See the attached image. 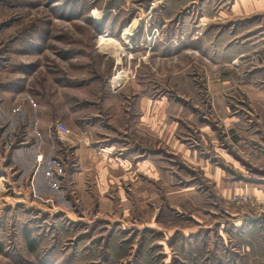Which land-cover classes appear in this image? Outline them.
Segmentation results:
<instances>
[{
	"label": "rangeland",
	"instance_id": "rangeland-1",
	"mask_svg": "<svg viewBox=\"0 0 264 264\" xmlns=\"http://www.w3.org/2000/svg\"><path fill=\"white\" fill-rule=\"evenodd\" d=\"M155 1L160 2L0 0V138L15 147L19 142L26 140L23 135L30 132L31 138H36L38 143L44 141L42 151L46 155L44 137L51 131L54 139L57 133L56 122L65 123L71 131H77L78 128L92 130L98 128L101 122L108 125L107 118L111 115H136L141 84L144 82L145 85L147 82L152 101L166 97L175 99L176 102L178 100L181 107L184 106L178 134L187 144L194 143L195 130L204 127L207 122L200 118L198 122H188L184 117L188 118L186 115L191 113V107L195 109V105L206 109V106L211 104L204 84L208 82L209 76L215 80L213 73L219 67L211 66L215 64L200 50L188 49L189 52L176 57H157L156 51L160 47L157 44L153 46L152 39L157 36L152 32L149 40L152 46H149L148 51H144L142 46L136 47L129 41V37L120 38L122 34L112 38L110 32L114 24L119 26L125 21L126 24L133 21L135 23H130L133 24L131 27L125 24V34L131 35V29L138 24L134 33L140 38L145 33L144 25H158L156 14L163 11L161 3H156L158 8L149 9ZM195 1L197 9L182 11L176 18L178 21L166 22V27H162L164 43H167L166 37L169 35H204L210 31L219 35L228 28L227 22L204 24V21H199L205 13V0ZM95 21H107L108 25L103 27L101 22ZM244 23L246 22L241 23L238 30L244 33L243 35H254L259 31L256 24L248 27L251 24ZM103 29L107 31L102 32ZM149 30L150 28H147L146 33H149ZM253 39L252 37L247 40V43H252ZM107 40L113 41L108 43ZM132 44L134 48L130 47ZM260 45L261 41L256 47ZM102 52L107 55L103 56ZM258 54H261L264 60V47L256 48L241 68L248 71L255 66L256 59L253 56ZM116 59L121 63L120 66H116ZM239 72L242 73L241 69ZM115 74L122 77L113 84ZM186 83L192 84L193 89L185 86ZM115 91L118 92L114 94L116 98H110L109 93ZM232 99L234 102L230 101V104H233V109H240L238 101L241 99ZM198 111L195 110V113ZM8 115L12 118L3 121ZM243 127L249 128V123L245 122ZM150 141L151 156L155 157L156 161L166 162L167 166L172 164L170 160L175 156L170 158V155H167H172L174 151L166 146L167 141H160L152 132ZM159 144H163L160 149ZM261 146L264 148L263 140ZM158 150L163 152L157 153ZM54 165L51 159H46L43 163L46 170L44 173H49L47 169L50 167L53 171ZM67 169H59L56 172L54 170L49 178L43 177L39 181L44 182L41 187L43 193L40 195L42 201L29 200L24 205L14 207L12 211L0 214V243L4 248L3 252H0V264H148L149 260H153V264H161L157 261L158 249L152 246L161 237L156 230L148 226L153 224L155 227L165 226L172 229V218L179 220L181 226L189 224L186 218L191 215L190 202L183 201L179 205V201L163 202L168 196L164 186H157L156 190L150 186L147 197L154 196L156 199L155 195H158V200L162 201L151 200L150 206L154 210L142 214L131 212V215L135 216L125 218L124 215L121 217L117 210L103 211L102 204L89 201L94 199L93 195L98 190L94 180L87 178L82 193L77 192L76 182L71 176L68 178V172L71 171ZM247 175L255 179L264 178V163L253 167L247 162ZM48 187L51 189L50 193L45 195ZM117 187L110 185L111 189L106 196L115 204L116 199H119ZM129 188L131 187H125ZM172 188L166 187V190ZM206 192V187L199 188L201 195H207ZM83 197L86 200L81 201L80 198ZM201 199L193 206L195 210L205 211L210 203L205 197ZM251 199L253 203L238 207L254 206L255 200L252 197ZM51 205H60L64 209L66 206L70 212L80 210L77 214L84 213V216L71 217L60 210L52 212L47 208L51 209ZM169 206H176L181 214ZM156 211L157 215L154 217Z\"/></svg>",
	"mask_w": 264,
	"mask_h": 264
},
{
	"label": "crops",
	"instance_id": "crops-1",
	"mask_svg": "<svg viewBox=\"0 0 264 264\" xmlns=\"http://www.w3.org/2000/svg\"><path fill=\"white\" fill-rule=\"evenodd\" d=\"M159 3L163 11L156 14L157 26L148 22L149 27L144 25L145 33L137 38L134 32L138 24L131 29V35L125 34L126 27L133 25L130 24L133 21H130L124 30H121L120 38L129 37V41L136 47L142 46L144 51H148L152 46L149 42L152 32L157 36L156 40L152 39L153 46L157 44L160 47L156 51L157 57H176L189 52L188 49L200 50L215 64L211 66L219 67L213 73L215 80L209 76L208 82L204 84L211 104L207 105L206 109L195 105V109L191 107V113L186 115L188 118L184 117L188 122H198L199 118L207 122L204 127L195 130V142L187 144L178 134L184 106L181 107L178 100L179 103L166 97L152 101L148 83L144 85L142 82L140 95L137 97L138 114L114 113V117L111 115L107 118L108 125L103 122L98 124L100 129L78 128L77 131L70 130L68 135L56 133L54 139L49 131L44 137L46 155L42 151L44 141L38 143L36 138H31L30 132L23 135L26 140L19 142L15 147L0 138V214L12 211L14 207L24 205L29 200H41V187L44 182L39 181L43 177L49 178L54 170L56 172L64 168L71 171L68 172V178L71 176L76 182L77 192L82 193L87 178L94 180L98 190L93 195L94 199L89 201L102 204L103 211L117 210L116 212L125 218L135 216L131 215V212L142 214L154 210L150 202H157L158 195H155L156 199L154 196L147 197L150 186L154 187L153 190H156L157 186H164L168 196L163 202L179 201V205L183 201H189L191 215L186 218L188 226H181L180 221L173 218L170 220L174 223L172 229L165 226L155 227L153 224L148 226L156 230L161 237L152 244L158 249V263L264 264V178L255 179L247 175V162L253 167L264 163V148L261 146V141H264L262 55L253 56L256 65L248 71L241 68L256 48L264 47V0H205V13L199 21H204V24L227 22L228 28L219 35H214L212 31L204 35H169L166 37L167 43L162 39L166 22L178 21L176 18L182 11L197 9V1L160 0ZM243 22L251 24L248 27L256 24L259 31L254 35H243L244 33L238 32ZM147 28H150L149 33H146ZM252 37L253 42L247 43ZM260 41L261 45L256 47ZM133 44L130 47L134 48ZM166 48L169 50H165ZM101 54L107 55L103 52ZM114 61L116 66L121 65L117 59ZM240 69L242 73L239 72ZM116 75L118 74H115L113 84L121 80L122 76ZM185 86L193 89L192 84L186 83ZM115 92L109 93L110 98L118 94ZM233 97L241 99L238 101L240 109H233V104H230V101L234 102ZM152 106L155 108L151 109ZM195 110H199L198 113H195ZM9 115L3 121L11 119L12 116ZM245 122L249 123V128L243 127ZM151 132L160 141L166 140V146L174 151L172 155H167H170V158L175 156L170 160L172 164L169 166L166 162H157L156 158L151 156ZM162 145L159 144L158 149ZM156 152L161 154L163 150ZM39 156H43L40 162ZM46 159H51L55 164L53 171L51 167L47 169L49 173H44L46 170L43 163ZM110 185L118 186L117 204L106 197L111 189ZM124 186L131 188L125 189ZM203 186L207 188V195L199 193V188ZM166 187L173 188L166 190ZM50 190L47 189L45 195H48ZM234 193L248 194L254 198L256 204L246 208L238 207L230 200ZM201 197L207 198L210 203L205 211L195 210L193 206L202 200ZM80 200L86 199L83 197ZM158 201L162 202L161 199ZM51 206V209L47 208L52 212L60 210L71 217L84 216V213L77 214L80 210L70 212L66 206L65 209L60 205ZM171 209L181 214L176 206ZM156 215L157 211L154 217ZM147 263L153 264V260Z\"/></svg>",
	"mask_w": 264,
	"mask_h": 264
},
{
	"label": "built area",
	"instance_id": "built-area-1",
	"mask_svg": "<svg viewBox=\"0 0 264 264\" xmlns=\"http://www.w3.org/2000/svg\"><path fill=\"white\" fill-rule=\"evenodd\" d=\"M157 6L156 2L151 4V9H154ZM157 33V30H155ZM55 129L58 134L68 135L70 134V129L62 122L55 123ZM43 156L38 157V161H42ZM231 202L236 206H244L249 203H253L251 197L248 194L244 193H234L230 198Z\"/></svg>",
	"mask_w": 264,
	"mask_h": 264
},
{
	"label": "trees",
	"instance_id": "trees-1",
	"mask_svg": "<svg viewBox=\"0 0 264 264\" xmlns=\"http://www.w3.org/2000/svg\"><path fill=\"white\" fill-rule=\"evenodd\" d=\"M109 7H110V6H109ZM103 20H105V19H103ZM107 24H108L107 21H101V23H100V25H102L103 27H106ZM125 24H126V21H125L124 23H121L118 27H117L116 24H114V25L111 27L112 30H110V32L112 33L113 37H119V36H120V34H121V30L124 28ZM100 25H99V26H100ZM115 29H117V30H115ZM102 32H105V29H103ZM114 33H116V34H114ZM3 250H4L3 245L0 243V252H3Z\"/></svg>",
	"mask_w": 264,
	"mask_h": 264
},
{
	"label": "bare ground",
	"instance_id": "bare-ground-1",
	"mask_svg": "<svg viewBox=\"0 0 264 264\" xmlns=\"http://www.w3.org/2000/svg\"><path fill=\"white\" fill-rule=\"evenodd\" d=\"M109 41L112 42L113 40H107L108 43H110ZM117 79H118V78H117Z\"/></svg>",
	"mask_w": 264,
	"mask_h": 264
}]
</instances>
